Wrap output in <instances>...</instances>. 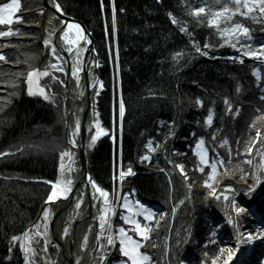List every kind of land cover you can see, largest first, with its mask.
I'll return each mask as SVG.
<instances>
[{"label":"trees","instance_id":"1","mask_svg":"<svg viewBox=\"0 0 264 264\" xmlns=\"http://www.w3.org/2000/svg\"><path fill=\"white\" fill-rule=\"evenodd\" d=\"M8 1L0 0V5ZM21 1L23 8L16 16L21 21L0 25V32L9 27L14 33L0 37V55L5 57L0 60V153L13 151L9 148L13 143L22 148L18 151L17 145L21 157L0 159V264H22L12 237L35 220L50 191L49 186L35 181L54 180L59 164L57 156L68 148L64 138L65 124L55 114L63 115V93L56 96V100L59 98L57 103L28 95L27 74L38 67L42 57L43 0H34L36 4L28 16L27 2ZM58 1L67 14L87 23L99 47L103 45L111 50L108 55L101 48V77L105 89L95 102L96 112L110 130L113 113L115 116L118 113L119 66L126 106L124 164L137 171V175L126 183L125 190L157 211H171L173 204L179 205L177 220L181 225L180 233L186 238V249L181 250V255L175 252L172 264L181 259H186L189 264H211L221 241L218 233L215 236L212 233L217 226L223 236L231 231L223 223V217L233 211L231 201L226 206L209 195L204 182L207 180L213 185L215 179H210L209 167L199 171L201 167L195 148L203 139L212 160L220 165L216 179L221 188L231 186L237 193L244 194L251 187L254 178L245 162L251 156L245 152L253 138L247 140L245 135L250 129L252 135L257 129L264 135V120L256 119L264 116V63L228 62L233 47L225 44L219 32L208 26V17L202 14L196 18L189 14L200 7L202 0H115V26L112 24L113 0H103V4L101 0ZM169 13L177 23L172 22ZM249 26L252 35L262 34L261 42H264V23ZM181 27L187 31H181ZM257 28H260L259 32ZM197 47L202 52H197ZM21 56H26L24 61ZM15 64L26 65L22 69L23 76L20 75L17 97L19 94L28 97L20 102L9 97L7 102L2 92L6 88H10L11 94L16 92L11 87L17 82L10 71ZM256 69H259V79L254 75ZM47 82L60 87V83L52 78ZM197 100L203 101L202 107ZM225 100L231 104V112ZM209 114H213L210 126L206 123ZM34 126L51 127L49 136L42 139L51 138L57 149H61L25 157L30 144L43 147L41 138L38 141L29 138V131L37 130ZM173 132L175 135L169 138ZM149 142L156 151H149ZM144 155L150 156V162H141ZM89 157L90 170L96 180L112 191L113 150L109 138L102 139ZM179 163H184L198 180L193 191H189L176 167ZM149 166L161 167L164 171ZM254 197L248 200L249 208L237 217L238 227L247 226L254 220L250 208L259 213L264 211V181ZM116 261L117 254L111 264Z\"/></svg>","mask_w":264,"mask_h":264},{"label":"snow or ice","instance_id":"2","mask_svg":"<svg viewBox=\"0 0 264 264\" xmlns=\"http://www.w3.org/2000/svg\"><path fill=\"white\" fill-rule=\"evenodd\" d=\"M220 0H216V3H219ZM101 4H103V0H101ZM231 4L233 7H230L228 4H224L221 6L220 10L218 11H213L211 7H204L201 6L199 8H194L192 11L189 13L193 17L199 18L203 14L204 16L208 17L207 23L209 27H216L219 29V24L221 20H224L225 22L229 21L232 19L233 16L239 14L241 16L247 17L250 13L258 11L261 14H264V0H231ZM21 8V3L20 0H11L10 3H4L0 5V25H11L14 22V17L13 14L19 11ZM55 9L58 12H62V8L59 3H55ZM169 16L172 18V22L175 24L177 23L175 17H172V14L169 13ZM21 18H16L15 22H20ZM116 23V9H115V0L112 2V24L115 26ZM75 30V36L72 37L70 36V33ZM181 31H187L186 28L181 27ZM249 29L242 24H235L232 27H226L222 30V35H227L229 37L236 36L238 33L243 34L244 36H247L249 39L251 38L249 36ZM13 31L10 29L9 31L6 32H0V37L3 36H11L13 35ZM62 39L70 45V47L67 48V51L69 53H72L75 50V61H74V66L72 68V75L77 78V84H79V76L77 75L79 72H82L84 69L82 67V61L80 60L81 55L87 51L85 47H82L83 44H91V40L88 38V36L85 34L84 29L76 23H67L66 25V30L63 33ZM51 44V40H46L45 45ZM232 47H235V44L231 45ZM205 47H208V45H205ZM247 50L244 51L243 55L245 57H248L250 59H256L264 63V46L261 47L260 50H253L250 46H246ZM52 54L55 57L57 61L62 62V57L56 55V46L52 45L51 48ZM197 52H201V49L199 47L196 48ZM203 55H207L206 52L202 53ZM179 55V54H178ZM5 57L3 55H0V60H4ZM116 59L118 61L119 59V53L118 49L116 52ZM241 64L243 63V59H240L239 61ZM52 69H56L57 71L60 72H65V69L59 65V64H52L51 65ZM67 74V73H65ZM49 72L48 71H41L39 69L33 70L27 74V83L29 85L28 87V94L29 95H36L37 91L39 95L43 96L44 99H49V97L45 94V89L44 88H38L37 91H34L32 88V84L34 81H38L39 77L41 76H48ZM254 75L257 76V79L260 78V73L259 69H256L254 72ZM100 88H103V82L98 81ZM95 87V85H93ZM239 90V89H238ZM83 94V93H81ZM264 99V97H262ZM197 104H199L201 107L203 106V101L197 100ZM225 104H228V111H232V106L228 102V100H225ZM99 114L97 113V116ZM125 115V104L123 101V97L121 95V98L119 100V118H120V130H123V118ZM238 115V113H237ZM257 120H264V116H259L256 118ZM206 123L210 126L213 123V114H209L206 118ZM252 127H256L255 124L252 125ZM96 128L97 131L94 136H92L91 143L89 144V147H92L96 140L101 136V135H107L108 132L106 130H103L100 128L99 121L96 123ZM81 130V125L79 120L75 122V127L74 131L72 133V137L69 140V143L73 146L76 147L77 142H76V136L80 133ZM172 135H175L173 132ZM114 138V137H113ZM215 137H213L214 139ZM261 140V132L259 129L256 130V135L253 138L252 142L246 145V152L251 155L252 149L255 146V143ZM224 144H227V141H224ZM204 146V140L201 139L198 144H197V155L200 157V161L202 164H208L209 161L207 159V152L203 150ZM223 146V145H222ZM149 151L154 152L156 151V148L152 147L151 142L147 145ZM11 153H0V155H10ZM61 160H63L64 157H70L72 153L70 151H63L61 152ZM141 162L144 161H149L150 162V156L149 155H144L141 158ZM248 164H251V160L245 161ZM223 163V162H221ZM177 168L180 169L181 173L185 176V179H188L187 174L183 172V165H176ZM212 177L210 179H214L216 174H217V168L216 165L213 164L212 166ZM264 168V166H261ZM64 165L61 164V171H63ZM200 172H203L204 169L200 168ZM243 171V170H241ZM135 172L133 171V168L131 166H128L127 169L125 170L122 165V160H121V165L119 168V179L122 184L123 180L127 176H134ZM243 179V176L241 177ZM89 183H91L92 188L95 190L93 194V199H95V193H98L100 197L103 198V204L106 206L103 210V214L99 217L100 219V229H101V235H103V231L105 229V224L107 223L106 217L109 211H111L110 208L107 206L110 204L109 201V192L106 191L105 189L101 188L96 184L94 180L91 179V177H88ZM257 183H260L259 176L256 177ZM72 180L69 179H64L63 177L57 181L56 183L52 184V190L50 194L47 197L46 204L47 203H54L58 199H67V194L71 192V185H72ZM205 187L209 188L211 191L209 192L210 196L215 197V199L219 200L221 197L216 195V189L213 188V185L209 183L207 180L204 182ZM189 189H191V185H189ZM254 191V188L251 189ZM231 191V189H229ZM224 200L228 201V196L224 195ZM83 203L82 200H80L77 204L76 207L79 208L81 204ZM183 203V201H181ZM137 204H139V201H137ZM123 207L125 209H128L131 211L129 208V204L127 200H125ZM139 207L142 209V212L137 213V215H143L144 219L147 221H152L154 219L155 214L152 213L150 210L144 208L143 204H139ZM230 207L232 211L235 213V216L229 215L228 217V224L232 225L234 228H238V221L237 217L241 213H244L246 211L245 208L239 207L235 201L233 200L230 204ZM114 214V212H113ZM49 210H45L43 213V218L47 221L49 218ZM126 222L131 223L134 225V231L138 233L143 240H148L149 233L152 231V228L149 225H144L141 224L138 220L136 219H131L129 217H123ZM161 219H163V216H161ZM156 226H159V221L156 222ZM109 232L111 229V225L109 224ZM47 234V225H45V233L44 235ZM68 232L67 229L64 230V235L67 236ZM213 236L216 235L215 232L212 233ZM240 236H243L241 233ZM27 233H25V239H27ZM239 236H238V241H239ZM13 241H18L20 237H12ZM264 240V229L258 230L255 233H248L247 237L245 238L246 243H252L255 240ZM107 243L108 245H113L114 244V238L111 234L107 236ZM119 243L121 245V252L125 257L128 258V260L131 262V264H148V262L151 260V257L143 254L140 252V248L143 246L141 242H138L132 238V236H129L127 232L125 231L124 228L119 229ZM87 244V237H85V246ZM46 250V249H45ZM25 251H32L31 249L26 248ZM239 251V249H233V248H221L219 256L216 257V260L213 261V264H216V261L220 259V257H223L226 255V259L224 260L223 264H230V262L234 259L236 253ZM106 259V257H101V260Z\"/></svg>","mask_w":264,"mask_h":264},{"label":"rangeland","instance_id":"3","mask_svg":"<svg viewBox=\"0 0 264 264\" xmlns=\"http://www.w3.org/2000/svg\"><path fill=\"white\" fill-rule=\"evenodd\" d=\"M10 2H11V0L8 3H10ZM26 2H27L26 16H28L31 12H33V9L32 8L34 7V5L36 3H34L35 2L34 0H26ZM20 3H21V8H23V4H22L23 2L21 0H20ZM224 4H228L230 7H233V5L231 4V0H220L219 3H216V0H202V4H200V7L201 6H204L206 8L211 7V9L213 11H218V10H220L221 6L224 5ZM14 14H13V17H14ZM14 20H15V17H14ZM237 23L238 24H242L243 26L247 27L250 30L249 24H251L253 26H257V25H260V24H263L264 23V14H261L258 11L253 12V13H250L247 17H244V16H241V15L237 14V15L233 16L232 19L229 20V21H227V22H225L224 20H221L220 21L219 31L218 32L220 33V36L223 39V42L225 44H227V45H230V46L232 44H235L236 45L235 47H233L234 48L233 49L234 54H233V58H231V60L236 61V62L237 61H240V59L245 58V56L243 55V53H244V51L247 50V47L246 46H250L253 50H260L261 47L264 46V42L263 43H260L261 42V38H262V37H260V35H262V34L261 33H253V35H252L251 30L249 31V36L251 37L250 39L247 36H244L243 34H239V33L236 36H233V37H229L227 35H222L221 34L222 33V30L224 28H226V27H232V26H234ZM212 28L215 29V30H218V28H216V27H212ZM256 30L259 32L260 31V28H257ZM42 39H43V37L40 36L41 45H42ZM42 48H44V47L42 46ZM101 48H102V50L107 51L106 53H108V55H111V50L108 47H105V46L102 45L100 47V50H101ZM43 52H44V49L42 50V55H43ZM16 54H18V53H16ZM56 55L59 56V53L57 51H56ZM51 56H52V61L53 62H57V60L55 59V57L53 56L52 53H51ZM25 57H22L21 56V61H24L25 60ZM80 60L82 61V66H83V58H82V55L80 57ZM253 60L259 61V60H256V59H253ZM257 63H262V62L259 61ZM25 64L27 65V63H25ZM18 65L19 64H15L13 66V68H11V70H10V71H12L13 76L15 77V80L17 82V84H16L15 87H11V88L16 89V92L14 94L10 95V96H12V97H10L11 100H13L14 97L15 98L17 97V91H18V85H19L20 75L23 76L22 69L26 66V65H22V66H18ZM36 69H37V67L34 68L33 70H36ZM45 70L49 72V75L48 76H41V77H39L38 81H34V83L32 84V88H33L34 91H37L38 88H44L45 89V94L49 97V99H47V100L50 101V102H54V103L59 102V98H58V100H56L57 99L56 96H58V94H62L63 93V95H64V98H63V100H64L63 101V115L61 113H55V114H56L57 117H61V123L64 122L63 124H65V120H66V112H65V108H66V104H65V83L62 84L64 81L61 80V82H59L60 83V87H57V86L51 84L50 82H47L48 79H50V78H52L55 81H58V80L52 75V74H55L53 71H49L47 69H41V71H45ZM28 87H29V85H28ZM37 95H39L38 91H37L36 96ZM5 98H6V101L8 102L9 101V97H5ZM35 128H37V130L29 131V133H30L29 138L30 139H35L36 141H38V139L41 138V143H43V145H42L43 147L40 148L38 145H35L34 146L33 144L32 145L30 144L29 151L27 152L26 155H24L25 157L28 156V155H31L29 157H32V156H35L36 157V156L42 155L43 152L44 153L53 152V151H55L57 149L56 143H54L51 138H49L48 140L42 139L45 136H49V134L51 132L50 129H52L51 127L46 128V127H43V126H37ZM250 130L245 135V137L247 138V140H249L250 138H254L255 135H256V133L254 135H252ZM261 131L262 130H260V132ZM112 136H114V133L111 134V137ZM261 137H262V135H261ZM64 138H65V136H64ZM91 139H92V137L90 138L89 143L91 142ZM17 145L19 147V150L18 151H21L22 148L19 146V144H17V143L16 144H14V143L13 144H10L9 145L10 146L9 148H12L13 151L10 150V151H8V153L13 154V156L6 155L4 157H8V158L9 157H12V159L17 158V157H21L19 155V152L17 151ZM68 146H69V144H68ZM93 146L90 147L89 149L93 148ZM59 149H61V147ZM59 149H57V151ZM196 150H197V148H196ZM203 150H205L207 152V159L210 162V153L208 154V150H207V148L205 146H203ZM245 153H247V152H245ZM250 156L251 157H250L249 160H251L252 163L249 164V167L252 170V174L251 175L254 178V182L251 184V187L248 188V189H246V191H244V194L243 193H240V195H239V194L236 193V191L234 190L233 187H231V186H224L223 187V191H221L220 194L218 195L220 197H224V195H227L228 198L229 197H232L233 200L235 201V203L239 207H243V208H247L246 207V205H247V203H246L247 202V199L248 200H250L252 198L255 199L254 196L258 193V189L261 186L262 181H264V168L261 167V166H264V141L260 140V141H258V142L255 143V146L253 147ZM70 158H71V156L70 157H65L63 160H61V155L59 154L57 156V159L58 160L64 161V162L70 161ZM180 165H184V164H180ZM216 168L218 169V166L217 165H216ZM185 170H187L186 167H185ZM187 172H188V170H187ZM186 174L192 175L190 173V171L188 173H186ZM257 176H259L260 183H257V181H256V177ZM187 187H189L188 184H187ZM125 188H126L125 187V183H122V184L119 183L117 185V187H116L115 195H117L120 198L121 197V193L125 190ZM253 188H254V191L251 190ZM215 189L217 191V188H215ZM229 189H231V191H229ZM127 202L129 204V208L131 209V211L128 210V213H127L126 217H129L131 219H136L141 224H144V225L147 224V225H149L152 228V231H153V234H152V231L149 233V237L151 238V240L154 243L153 244V247L154 248H159V243L162 241V239L158 243L157 238L154 237L156 235V233L158 232L157 229H160V230L162 229V227L156 226V222L158 221L157 220V215H156L157 212L154 213L153 208L150 207L148 204H143V203H140L139 202V204H143L144 205V208L150 210L152 213L155 214L154 219L152 221H147V220L144 219L143 215H137V213L142 212V209L139 207V204H137V202L132 201L130 199H128ZM226 203H228V202H225V205H226ZM48 210H49V208H48ZM223 210H224V205H223ZM49 213L51 214V212H49ZM162 215H163V213H161V216ZM161 216H160V219H161ZM173 220L175 221L174 215H172V216H170L168 218V222H170L171 224H172ZM227 222L228 221H226L225 224ZM109 224L112 227V223H110V221H109L108 224H107L106 230H108V225ZM250 224L247 225V227H244L245 230L242 229L239 233H237L235 236H233L231 239H229L228 241H226L224 243L223 248H228L229 244L230 243H233L239 249V251L236 253L234 259L231 261V264H240V263H238V261L240 260V257L242 255V251H246V250L248 251V249L250 250L253 247V245L255 244V242H252V243H246L245 242V238L247 237L248 233H250V232L255 233L254 231H256V232L258 231V229H256V228H253V227L250 228ZM126 225H128L129 227L132 226L130 223L124 221L123 224H121L120 226L117 227V239H118V241H119V229L120 228H124L125 231L127 232V234L130 236V234L128 233V231H127V229L125 227ZM173 225L174 224H172L171 226L173 228H175V226H173ZM254 225H256V224H254ZM257 225L254 226V227H257ZM239 227L242 228V226H240V225H239ZM259 228H260L259 230L264 229V227H259ZM133 230H134V228H133ZM176 230H178V231L181 230V228H180V222L179 221H178V226H177V229ZM243 230H244L243 236H240V234L242 233ZM44 233H45V228L38 227L37 228V232L35 231V232H33V233H31V234L28 235V238L26 239V246L28 248H32L33 245H34V247H35V245H38L39 247H40V245L42 246L41 241H39V236H43ZM106 234L107 233H105V235ZM111 235L113 236V233H111ZM45 236H47V240H48L47 242H50L51 241V236H50L48 230H47V234ZM169 236L172 237L173 234L170 232L169 235H168V238H165L164 237V244H163V247H162L163 252L166 250V253H167L166 254V257H164V263L169 260V258H167L168 257V254H169V251L168 250H169V248H171L172 241H173V237H172V240H170L169 239ZM238 236L240 237L239 238V241L237 239ZM134 240H136V239H134ZM181 244L183 245L181 249H183V248L186 249V244L185 243H181ZM103 246H104V250H103V255L101 257H106V259L101 260V257H100V259L98 260V263L97 264H108L110 262L109 259L115 256V255H113V246L114 245H111V246L108 245V243H107V237H105L103 239ZM181 249H180V247H178V249H177V251L179 252L180 255H181ZM42 250L43 249L40 248V251L38 253H35V255H33L29 251L27 252L30 255V258H29V259H31V261H29L30 264H41V262H42L41 261V257H42V252H43ZM148 250L149 249H146V250L145 249L144 250H141L140 249V252L151 257V260L149 261L150 263L159 264V260L156 258V256L155 255H150L148 253ZM26 256H27V254H26ZM226 258H227L226 255L223 256V257H220V259H219L220 261L219 260L216 261V264H223V262H224V260ZM32 259H33V261H32ZM46 263H49V262H46ZM121 264H131V263L128 262V261H125V262H121ZM183 264H185V263H183Z\"/></svg>","mask_w":264,"mask_h":264},{"label":"bare ground","instance_id":"4","mask_svg":"<svg viewBox=\"0 0 264 264\" xmlns=\"http://www.w3.org/2000/svg\"><path fill=\"white\" fill-rule=\"evenodd\" d=\"M65 14H67L65 11H64ZM69 15V14H67ZM71 17L75 18V19H78V20H81L83 21L86 26L88 27L90 33L95 37L92 29L87 25V23L80 19V18H77L73 15H70ZM42 24H43V31H42V34H43V49H44V53L46 54L45 56V60L42 64V66L50 69V70H56V69H52L51 68V65L53 63L52 61V56H51V48H52V45H55L56 46V50L57 52L59 53V56L62 57V62L61 61H57L53 64H59L61 65L65 71L67 70H70L71 74V78H70V82H69V85H66L67 88H69L68 90V93L65 92V104H66V101H67V98H68V102H67V105H66V109L65 111H67L68 115H69V118L70 117H73L74 118V122H76L77 120H79L80 122V125H81V130H80V133L76 136V142L77 144L79 143V138H80V135H81V131H82V128L85 130V131H89V129H92L93 128V124H92V121L91 120H83V112L85 110V107L84 105L82 104V102H77V100L79 101H84L87 97V83L86 81H84V77H85V73H81L79 72L77 75L79 76V84H77V78L74 77L72 75V68L74 66V61L76 59L75 57V50L72 52V53H69L67 51V48L70 47V45H68L63 39H62V36H63V33L64 31L66 30V25L67 23H71V21H68L65 26H64V29L61 30L60 34H58V29L59 27H62V24L59 22V20L57 19L54 11H52L51 9H48L47 11L45 10V13L43 14V19H42ZM57 34V39L55 41V35ZM70 36L74 37L75 36V30H73L71 33H70ZM51 40V44L49 45H45V41L46 40ZM116 45V43H115ZM117 46V45H116ZM82 47H85L87 49V51H85L83 54H82V58L85 60H87V62H89L91 59V52H93L89 46L87 44H83L82 43ZM92 48V47H91ZM117 49V47H116ZM117 52V51H116ZM202 52V51H201ZM116 55V53H115ZM66 56L69 58L71 64L69 66L66 65ZM49 57H51V59H49ZM217 58V56H216ZM71 67V68H70ZM57 71V70H56ZM57 72H60V71H57ZM85 72L88 73V78H91V75L89 72H91V74L94 73V69L92 68V65L90 67H87V71L85 70ZM63 73V72H61ZM65 73V72H64ZM99 76L100 73H99ZM120 86H121V82L118 83ZM65 86V89H67ZM10 88H6L5 90H3L2 94L5 95V97H12L10 95L11 92H10ZM83 93V94H81ZM71 95V96H70ZM28 96L25 95V94H19L18 97H14L13 98V101H16V102H20V99L22 98H27ZM18 98V99H17ZM89 117H91L90 115H88ZM68 117V116H67ZM71 122H72V119H69V126L71 125ZM124 123V122H123ZM74 131V127L73 129L70 128V133H69V139L72 137V133ZM77 147V146H76ZM75 152H73V158L74 159V163L72 162V164L70 165H67V166H64L63 168V171L60 170V173H59V178L57 181H59L62 177L64 179H71L72 180V177L74 176V180H75V176L78 177V174H77V169L82 166V163H80V165L78 166V163H79V160H78V154L76 152V149H73ZM76 174V175H75ZM56 181V182H57ZM55 182V183H56ZM72 185H71V188H73V185H74V181L72 180ZM82 189L81 188L80 190H78L75 194V197H74V200L72 202V211H70L68 213V217L70 218L69 220V223H72L73 222V219L80 214V212H83L86 208V205H87V198L84 196L83 192H82ZM82 200L83 203L81 204V206L79 208L76 207V204ZM66 225V226H65ZM89 224H86V227H85V230H84V233H83V236H82V239H81V243L78 247H76L75 249V252H74V259L77 261V264H88L87 261H86V257L87 255L90 253L93 245H92V237H91V234H92V229L89 228ZM67 227V224H65L63 221H62V218L61 217H58L56 219V222H55V228L56 230L58 231L60 237L63 239V241H68V236H65L64 235V230L66 229ZM68 235V234H67ZM85 237H87V244L85 246ZM228 248H233V249H237V246L234 245L233 243H230ZM67 249H68V246H67ZM244 252L242 253V258L244 257ZM63 258V252H59V259L61 260ZM220 261V260H219ZM67 264V263H65ZM231 264V262H230Z\"/></svg>","mask_w":264,"mask_h":264},{"label":"water","instance_id":"5","mask_svg":"<svg viewBox=\"0 0 264 264\" xmlns=\"http://www.w3.org/2000/svg\"><path fill=\"white\" fill-rule=\"evenodd\" d=\"M55 3H58V1L57 0H44V9L46 11L48 9H51L52 11H54L57 19L62 24V27H59V29H58L59 30L58 34H60L61 30L64 29L65 24L68 21H71V23L79 24L84 29L85 34L91 40V44H87L89 46V48L93 51V52H91V59H89L90 60L89 62H87L86 59L84 60V66H83L84 70L81 72V73H83V72L85 73L84 81H86V83L88 81L87 88H86L87 89V91H86L87 97L84 101L77 100V102H82V104L85 107V110L82 114L83 120L84 121L85 120L93 121V103H92L91 96H92L93 89L96 87L98 80L100 78V76H99L100 54H99L98 44H97L96 38L90 33L88 27L86 26V24L83 21L75 19L69 15H66L64 13V11L58 12L55 9ZM42 31H43V25H42ZM56 39H57V34L55 35V41H56ZM45 56H46V54L44 53L43 59H42L41 64H40V68H43L42 64L45 60ZM66 60H67L66 65L69 66L71 64V62L67 56H66ZM91 65H92V68L94 69V73L91 74V72H89L91 75V78H88V73L85 72V70L87 71V67H90ZM65 73H67V74H65L66 75V85H69L70 78H71V76H70L71 72H70V70H68V71L66 70ZM93 85H95V87H93ZM66 88H67V86H66ZM68 90H69V88L66 89L67 93H68ZM67 102H68V98L66 101V105H67ZM88 115H90L91 117H89ZM67 116H68V122H69V115H67ZM69 131H70V126L68 124L67 125V134H69ZM88 133H89V131H85L82 128L81 135L79 138V143L76 145L77 147H73L72 145H71V147L75 148L76 152L78 154V160H79L78 166L80 165V163H82V166H80L77 169L78 183L76 185V189L77 188L80 189V187L85 185L86 194H87V197L89 199V203H88L89 207L87 206V210L83 214H81L79 216V218L77 219V221L75 223H73L72 225H69V218H68L69 201L67 199H64V202H65L64 205L60 204L57 207L56 215H55V217H56L55 221H53L51 223L52 232H53L52 250H53L54 256H55V261L53 264H65V263L77 264V261L74 259L73 256H74V252H75L76 247H78V245L80 243L79 237L82 235V230H81L82 220L85 218L90 219V221H92L95 225V231H94L95 246L90 251V253L87 255L86 261L88 264H96V253H97L98 248H99V239H98L99 222H98L96 215H94L91 212L93 194H94L95 190L92 188V185H91V183H89V180H88V177H91V179L94 180L92 174L88 170V159H87V155H86V151H85ZM96 194L97 193H95V195ZM71 200H72V198H71ZM60 207H62V209H60ZM63 213H64V217H63L62 221L65 224L69 225V228H70V232L68 234V241H65V242L60 237L58 231L55 228L56 219L59 216L61 217L63 215ZM67 246H68V249H67ZM59 252H63V258L61 260L59 259ZM24 264H29V263L25 262Z\"/></svg>","mask_w":264,"mask_h":264}]
</instances>
